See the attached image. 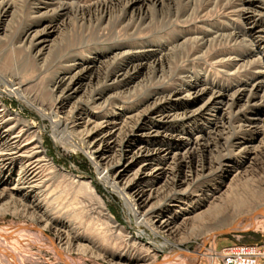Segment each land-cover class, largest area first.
Returning <instances> with one entry per match:
<instances>
[{
  "label": "bare ground",
  "instance_id": "6f19581e",
  "mask_svg": "<svg viewBox=\"0 0 264 264\" xmlns=\"http://www.w3.org/2000/svg\"><path fill=\"white\" fill-rule=\"evenodd\" d=\"M1 20L0 56L21 57L0 64L7 94L41 89L40 109L62 116L54 136L78 139L137 229L123 232L91 182L80 186L122 243L108 250L54 212L53 162L0 100V218L51 234L0 226V264L37 262L30 239L65 264H198L207 245L225 264L236 255L215 251L217 236L264 228V0H0Z\"/></svg>",
  "mask_w": 264,
  "mask_h": 264
},
{
  "label": "rangeland",
  "instance_id": "374dc122",
  "mask_svg": "<svg viewBox=\"0 0 264 264\" xmlns=\"http://www.w3.org/2000/svg\"><path fill=\"white\" fill-rule=\"evenodd\" d=\"M182 1L185 2L186 0ZM199 1L204 2L208 0ZM2 21L3 20L0 21V25H2ZM73 22V17H70L69 20L67 19L65 21L66 26L65 30L62 32V36H68V34L71 33L69 30L72 29L71 27ZM36 26H38V23L35 24V27ZM8 29L11 30L10 28ZM2 49H4V47ZM12 58L14 57L10 54L8 50L3 52V54L0 56L1 66L7 67L13 64L14 62ZM14 59L17 63H21V57L16 56V58ZM8 89L9 88L6 85L0 82V100L3 102L8 113L10 112L9 114L11 115V117H14L19 121L20 126H22L24 129H29L37 135L43 145L48 159L53 162L54 170H51L52 172L49 175V178L51 179L48 184H46L47 189H45V197L47 201L51 203L50 205L54 212L59 213V215L69 216L70 219H72V221L79 228L81 227V231H83L84 233L87 232L88 235L91 233L92 235L90 234L91 236H89L96 239L95 242L100 246L102 245L101 243H103V246H108L109 244L110 249L108 250H111L112 246H116L122 243L123 238H121V236L116 235L118 231H114L113 226L110 223L107 224V222H105L104 219L100 217L101 215L99 214L98 210H95L96 203L94 199L86 192L85 188L80 186V183L82 182H91L97 196L105 202L109 212L112 214L115 220V223L121 229H124H122L123 232L134 235V230L137 229V227L135 226L136 224L134 219L129 216L128 209L125 207L124 202L119 197L115 196V194H113L112 189L94 181L97 178L95 167L85 155V148L80 145L78 139H76L75 136L71 135H68L67 137L69 138H67L65 134L61 138H59L60 136H54V123L57 121H61L62 116L59 115L58 117H52L40 109V105L43 100V94L41 92V89L39 87H30L29 89L22 92L20 94L21 97L18 98L17 96H10L9 94H7L6 90ZM233 120L236 121V119ZM61 129L62 127H60V130ZM56 138H59L58 142L56 141ZM253 185L257 186L256 183H253ZM250 189V186H248L247 188H244L243 191H240V193L244 196L245 194L250 193ZM168 202L169 200L166 201V203ZM82 215L83 217H80ZM260 221L264 222V218L260 219ZM10 223L15 224L16 227L19 226L18 228H23L28 232H38L45 239H48L51 236L49 232L41 231V233L37 227L32 226L26 220H18L12 217L0 218V226H2L3 228L9 226ZM247 229H250V231L233 232L230 234H223L217 236L215 238L214 244L215 251L221 252L224 247L232 248L236 245H247L252 246L254 248L264 247V228L252 226ZM144 232L145 234L150 236L148 230L145 229ZM192 237L181 243H178L177 245L179 249L182 251H193L194 248L197 246L199 238L195 235ZM141 240L142 242H144V244L148 243V240L146 238H142ZM23 242H28V244L30 243L29 245L31 251L35 254H38L39 256L37 262L34 261L33 263V261H27L25 262V264H65L56 259L57 255L44 250V248H42L34 240H24ZM204 254L205 256L200 259L198 264H211L209 258L210 247L208 245L204 250ZM157 256L158 259L161 260L164 255H162V253H158ZM183 259V257H176L169 264H187ZM216 263L218 264V262ZM82 264L107 263L101 260H83ZM261 264H263V260L261 261Z\"/></svg>",
  "mask_w": 264,
  "mask_h": 264
},
{
  "label": "built area",
  "instance_id": "2783aa9c",
  "mask_svg": "<svg viewBox=\"0 0 264 264\" xmlns=\"http://www.w3.org/2000/svg\"><path fill=\"white\" fill-rule=\"evenodd\" d=\"M254 249L259 252L257 248L247 245H236L232 248H228L227 254L235 253L234 255H236V258L235 260L229 257L225 258V264H256L259 255L257 256V254L252 251Z\"/></svg>",
  "mask_w": 264,
  "mask_h": 264
},
{
  "label": "water",
  "instance_id": "95a60500",
  "mask_svg": "<svg viewBox=\"0 0 264 264\" xmlns=\"http://www.w3.org/2000/svg\"><path fill=\"white\" fill-rule=\"evenodd\" d=\"M233 231H230L229 229L225 233H232ZM236 232H246V231H236Z\"/></svg>",
  "mask_w": 264,
  "mask_h": 264
}]
</instances>
